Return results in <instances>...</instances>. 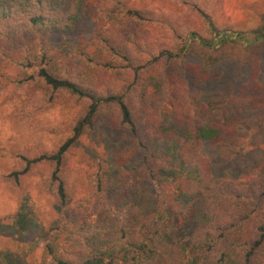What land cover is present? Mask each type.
Instances as JSON below:
<instances>
[{
    "label": "trees",
    "instance_id": "trees-1",
    "mask_svg": "<svg viewBox=\"0 0 264 264\" xmlns=\"http://www.w3.org/2000/svg\"><path fill=\"white\" fill-rule=\"evenodd\" d=\"M178 2L182 14L123 0H95L96 8L89 0H0V95L15 104L31 135L2 177L21 190L38 179L64 208L77 180L88 191L74 207L78 217L46 230L44 264H264V164L250 166L256 174L250 181H214L203 154L208 142L222 149L234 144L243 153L264 121L239 128L228 116L229 95L206 105L189 62L193 50L252 61L254 46L264 42V13L257 27L233 31L218 28L211 15L220 0ZM188 12L203 27H193ZM87 13L97 20L92 48L79 46L73 54L52 44V32L70 33ZM57 104L75 106L76 114L69 135L50 146L42 115ZM99 120L127 130L144 152L132 171L108 163L77 166V143ZM201 163L203 176L184 170ZM137 181L165 191L155 197L138 189L116 200ZM103 198L109 215L80 216ZM178 215L197 229L188 242L167 232Z\"/></svg>",
    "mask_w": 264,
    "mask_h": 264
},
{
    "label": "rangeland",
    "instance_id": "rangeland-1",
    "mask_svg": "<svg viewBox=\"0 0 264 264\" xmlns=\"http://www.w3.org/2000/svg\"><path fill=\"white\" fill-rule=\"evenodd\" d=\"M123 2L135 8L148 6L156 12L182 14L184 10L178 0ZM89 4L96 8L95 0H89ZM219 5L220 8L212 11L211 15L220 29L251 30L261 23L264 13V0H220ZM187 8L186 6V10ZM85 15L70 33L52 32V44L64 51H73V54H76L79 46L92 48L97 20L91 14ZM190 17L193 27L200 23L203 27L204 23L197 13H190ZM203 34L210 36L205 29ZM253 49L252 61L246 63L233 55L214 56L198 50H193L189 58L190 64L197 69L200 80L198 91L202 101L206 105L211 101L217 105L222 95H229L228 116L236 119L239 128L250 120L257 121L261 118L264 121V42L256 44ZM75 114L76 107L66 104L54 105L43 113L44 121L51 128L47 139L50 146L69 135ZM30 141V133L20 126L15 104L0 95V264H44L46 230L66 217H78L74 210L76 202L88 195L83 182L77 180L70 190V203L64 208L41 188L38 179L33 180L27 190L18 189L4 180L2 174L17 165L19 150ZM233 147L234 144H230L222 149L212 142L206 144L203 154L208 160V169L214 181L221 178L250 181L256 175L248 170L250 166L264 164V131L255 144L245 146L243 153H238ZM74 152L77 166L84 170L95 164L108 163L119 170L132 171V166L144 156V152L137 148L127 130L117 129L104 120H99L80 137ZM197 166L188 165L184 170L187 174L193 173V177L203 176L205 170L202 163ZM138 189L156 197L159 189L164 188L162 184L132 182L121 190L116 200H124ZM109 214L103 198L91 205L88 214L80 216L96 220ZM167 223V232H178L185 237V242L197 230L192 220L184 221L180 215Z\"/></svg>",
    "mask_w": 264,
    "mask_h": 264
}]
</instances>
